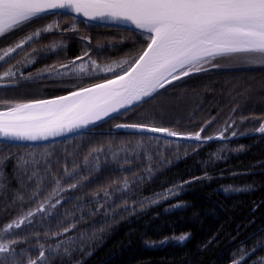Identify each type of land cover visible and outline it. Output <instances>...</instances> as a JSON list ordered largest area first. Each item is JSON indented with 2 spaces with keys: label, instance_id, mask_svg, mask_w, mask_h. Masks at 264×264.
Returning <instances> with one entry per match:
<instances>
[{
  "label": "trees",
  "instance_id": "1",
  "mask_svg": "<svg viewBox=\"0 0 264 264\" xmlns=\"http://www.w3.org/2000/svg\"><path fill=\"white\" fill-rule=\"evenodd\" d=\"M54 21L61 29L73 24L70 16L49 13L0 37V48ZM75 24V31L44 33L45 40H35L34 48L0 68H25L17 61L26 63V53L36 49V62L25 72L34 79L17 73L15 84L31 82L33 99H50L112 74L37 77L40 70L55 65L64 72L59 66L85 51L105 66L136 55L146 44L136 31L78 19ZM262 89L264 66L209 68L76 136L45 145L0 143V233L41 204L46 209L5 237L18 243L10 253H0V264H28L39 257L41 246L45 264L264 262V134L255 131L264 122ZM7 96L0 90V97ZM209 120L204 137L232 124L224 139L179 141L115 127L139 123L195 133ZM22 160L27 164L18 167ZM74 183L78 186L70 188ZM185 234L188 238L179 242ZM62 241L59 252H52Z\"/></svg>",
  "mask_w": 264,
  "mask_h": 264
},
{
  "label": "snow or ice",
  "instance_id": "2",
  "mask_svg": "<svg viewBox=\"0 0 264 264\" xmlns=\"http://www.w3.org/2000/svg\"><path fill=\"white\" fill-rule=\"evenodd\" d=\"M49 13L57 16L62 13L74 14L71 16L73 24L70 29H61L59 22L54 21L35 29L13 45L0 48V66L25 52L26 46L44 33L75 31L76 17L85 18L86 23L99 21L103 25L123 26L124 30L134 27L146 44L136 55L105 66L98 64L85 51L83 56L76 57L69 64L60 65V68L66 70L64 72H60L55 65L40 70L37 77L53 74L67 76L69 73L81 79L97 76L99 73H111L112 76L102 78V82L93 83L89 87H80L66 95L50 99L12 101L0 97V141L47 140L78 131L114 115L126 114L130 107L145 98H152L167 85L206 72L209 68L219 67L216 61L221 58L235 57L247 64L264 66V0H0V37L21 29L34 20L45 18ZM81 39L88 40L89 45L91 44L90 38ZM57 47L53 44L51 50L57 51ZM98 47L102 49L104 45ZM36 51L33 49L32 53H26V63L21 60L17 64L24 63L25 67L34 64L36 57L33 54ZM84 57L88 59L85 60ZM77 60L81 63L77 64ZM18 71L13 65L0 73V88L14 85L18 80ZM19 78L34 79L32 74H21ZM212 122L213 120L207 121L195 133H181L171 128L139 123H121L115 127L199 142L224 139V132L232 124H227L224 131L215 136H202ZM255 131L264 134V122ZM232 135L235 136L236 133L233 132ZM89 159L85 157L86 164ZM148 159L151 160V156ZM25 164L27 161L22 160L18 162V167ZM74 173L75 169L72 173L66 170L68 177ZM56 183L59 186V180ZM77 186L75 183L69 185L70 188ZM128 187L129 181L125 180L122 190L126 191ZM60 203V200L56 201V204ZM45 211L41 204L35 211L27 212L19 221L8 224L0 233V253H10L13 245L18 243L15 239H7L5 242L7 235L14 229H19L22 224H31V217ZM68 231L70 228L64 229L65 233ZM187 238L186 234L177 237L181 243ZM65 243L62 241L51 251L58 253ZM65 254L70 255L67 252ZM45 257L46 252L41 246L39 257L30 259L28 264H45ZM234 264L242 262L238 260ZM257 264L264 262L258 261Z\"/></svg>",
  "mask_w": 264,
  "mask_h": 264
},
{
  "label": "water",
  "instance_id": "3",
  "mask_svg": "<svg viewBox=\"0 0 264 264\" xmlns=\"http://www.w3.org/2000/svg\"><path fill=\"white\" fill-rule=\"evenodd\" d=\"M62 15H67V16H70L71 17L74 14H63L62 13ZM76 19H78L80 21H85V18H83V17H76ZM88 23H92V24L100 25V26H104V27H116V28L124 29L123 26L103 25L99 21L88 22ZM129 30L136 31L134 29V27H130ZM139 103H141V102H139ZM139 103H136L134 106L138 105ZM134 106L130 107V109L133 108ZM115 116H117V115H114L113 117H115ZM109 119H111V118H106L104 121H107ZM104 121H100V122H97L95 124H90L87 127H83L81 129H79L78 131H75V132H72V133L63 134V135H60V136H57V137H50L47 140H42V141H37V142H29V141H7V140H3V141H0V143H5V144H9V145H45V144H49V143H53V142H56V141L64 140V139H67V138L76 136L78 134H81V133H83V132H85V131H87V130H89V129H91V128H93V127H95V126H97V125H99L101 123H103ZM129 131H131L133 133H137V134H147V135L159 136V137L166 138V139H170V140L195 141V140H190V139H183V138H176V137H167V136H164V135L158 134V133H151V132H147V131H138V130H134V129H129Z\"/></svg>",
  "mask_w": 264,
  "mask_h": 264
},
{
  "label": "flooded vegetation",
  "instance_id": "4",
  "mask_svg": "<svg viewBox=\"0 0 264 264\" xmlns=\"http://www.w3.org/2000/svg\"><path fill=\"white\" fill-rule=\"evenodd\" d=\"M21 39V38H19ZM36 40H45L43 38H38ZM34 42H32L29 46H26L25 51H29L30 49L34 48ZM40 47V46H38ZM8 68H0V73L6 71ZM15 70V69H14ZM30 67H25V68H19V71L17 73H23L24 76H27L25 72L29 71ZM24 80V79H23ZM22 82V81H21ZM19 85V86H18ZM2 92H6V96L9 95V100L16 101L15 99H19L20 101H29L33 100L34 92L33 90V85H31V82L27 83H22V84H14L12 86L6 87V88H0ZM37 99H43L40 96ZM49 99V98H48Z\"/></svg>",
  "mask_w": 264,
  "mask_h": 264
},
{
  "label": "rangeland",
  "instance_id": "5",
  "mask_svg": "<svg viewBox=\"0 0 264 264\" xmlns=\"http://www.w3.org/2000/svg\"><path fill=\"white\" fill-rule=\"evenodd\" d=\"M216 62L220 65L218 68H230V67L237 68V67H247V66H251V67L259 66L258 64L257 65L247 64V63L243 62L242 60L237 59L235 57H233V58H227V57L221 58V59H218ZM260 93L264 95V89L260 90Z\"/></svg>",
  "mask_w": 264,
  "mask_h": 264
}]
</instances>
